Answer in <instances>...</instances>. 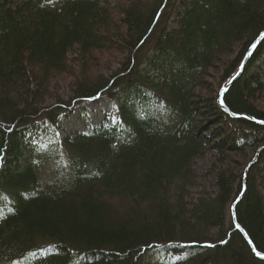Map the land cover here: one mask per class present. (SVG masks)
<instances>
[{"label":"trees","instance_id":"obj_1","mask_svg":"<svg viewBox=\"0 0 264 264\" xmlns=\"http://www.w3.org/2000/svg\"><path fill=\"white\" fill-rule=\"evenodd\" d=\"M263 30L264 0H0V264H264L231 216L242 193L264 255V149L244 173L264 123L217 102ZM102 52L115 67L91 74ZM103 97L114 123L55 136ZM223 102L264 122V38ZM208 153L212 193L193 168Z\"/></svg>","mask_w":264,"mask_h":264},{"label":"rangeland","instance_id":"obj_2","mask_svg":"<svg viewBox=\"0 0 264 264\" xmlns=\"http://www.w3.org/2000/svg\"><path fill=\"white\" fill-rule=\"evenodd\" d=\"M17 2H21L22 0H16ZM97 60L94 63H91L89 66L90 68L88 69L91 74L94 73V71H102L106 69L107 67L114 68L115 67V62H113V58H111L110 53L102 52L96 54ZM117 56V55H116ZM71 57H76L75 55H72ZM118 58V56H117ZM113 62V63H112ZM112 63V64H111ZM73 64H70V66ZM92 65V67H91ZM73 72L77 71L76 68L75 70H72ZM70 81V78L67 75H61L58 76L54 83L51 82L50 84V91H55L59 92L61 96H67V90L66 87L67 82ZM116 109L115 103L110 100L109 98H99L97 102H85L81 103L78 105L75 110L69 114V115H64L61 117V121L59 123V127L57 131H53L54 129L49 125V124H36L35 126L38 127V137L33 138L35 141L39 140V136L42 138H49V136H52L55 132V136L58 137H65V136H74L79 133H86L88 130L98 127L101 124L104 123V120L107 117H111V122L114 123L116 121V117L114 116V111ZM53 131V132H52ZM36 136V135H35ZM46 136V137H45ZM31 139V136H30ZM33 141L34 144L36 142ZM40 141V142H41ZM251 156V153L249 154L248 157L245 158L243 164L248 162V158ZM239 157H236V159ZM214 156L211 153H208L205 157L196 159L193 165L194 170L196 171L197 175L199 176L198 182L201 187H204V189L212 193L215 189L213 187L214 184V175H207V172L209 168L211 167V164L213 163ZM241 159H238L237 162L240 163ZM248 164V163H247ZM201 187L193 188L192 193L193 196H195L194 192L197 190L201 189ZM1 200V199H0ZM2 206V205H0ZM0 212H1V207H0ZM158 253L154 251L151 255L148 256L147 261H154L150 259H155Z\"/></svg>","mask_w":264,"mask_h":264},{"label":"water","instance_id":"obj_3","mask_svg":"<svg viewBox=\"0 0 264 264\" xmlns=\"http://www.w3.org/2000/svg\"><path fill=\"white\" fill-rule=\"evenodd\" d=\"M263 38H264V30L259 34V36L255 39V41H254V42L251 44V46L249 47L247 53L245 54V56H244V58H243V60H242V62H241V64H240V66H239V70H238L237 74H236L232 79H230V80L227 82V84H226L225 86H223V87L220 89V91H219V95H218V99H217V102H218L220 108L223 109L225 112L229 113L232 117L250 119V120H254V121L257 122V123H264V122L259 121V120H255V119H253L252 117H247L246 115H237V114H234V113L230 112V111L227 109V107L224 105L223 97H224V94H225V92L227 91V89H228V87H229L231 81H233L236 77L239 76V74L241 73V71H242L244 65L246 64V62H247V61L249 60V58L251 57V54L253 53L254 49H255L256 46L261 42V40H263ZM263 149H264V145H263V146H260V147L257 149V151H256V153H255V155H254V158L248 163L247 167L245 168L244 173H246V172L248 171L249 167H250L251 165H253V164L256 162V160H257V158H258V156H259V153H260ZM241 196H242V193L238 196V198L234 201V203H233L232 206H231V216H232V219H233V221L235 222L236 227H237V228L241 231V233L243 234V236H244L245 240L247 241V243L250 245V247H251L252 251L254 252V254L257 255L259 258H261V259L264 260V255H262V254L256 252V250L254 249L253 245L251 244V242H250L249 238L247 237V235L245 234V232H244V231L240 228V226L237 225V223H236V219H235V206H236L237 202L240 200Z\"/></svg>","mask_w":264,"mask_h":264},{"label":"bare ground","instance_id":"obj_4","mask_svg":"<svg viewBox=\"0 0 264 264\" xmlns=\"http://www.w3.org/2000/svg\"><path fill=\"white\" fill-rule=\"evenodd\" d=\"M246 173H247V172H246ZM246 173H245V174H246ZM233 222H234V221H233ZM234 223H235V222H234ZM235 225H236V224H235ZM237 225H238V224H237ZM236 228H237V227H236ZM240 228H241V227H240ZM237 229H238V228H237ZM241 229H242V228H241ZM238 230H239V229H238ZM242 230H243V229H242ZM239 231H240V230H239ZM240 232H241V231H240ZM245 234H246V233H245Z\"/></svg>","mask_w":264,"mask_h":264}]
</instances>
